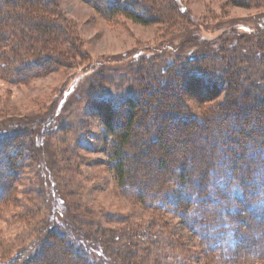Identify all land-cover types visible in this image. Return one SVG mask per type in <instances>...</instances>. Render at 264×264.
I'll use <instances>...</instances> for the list:
<instances>
[{
	"label": "rangeland",
	"instance_id": "obj_1",
	"mask_svg": "<svg viewBox=\"0 0 264 264\" xmlns=\"http://www.w3.org/2000/svg\"><path fill=\"white\" fill-rule=\"evenodd\" d=\"M47 1L60 13L59 20L70 31L72 42L79 44L78 55L25 85L0 78V133L21 134L24 151L33 152L24 162L20 178L12 182L10 197L0 203V263L14 261L19 254L36 253L55 229L91 264H215L218 258L209 254L198 234L174 214V205L146 209L134 188L117 182L109 157L112 139L91 104L94 99L114 97L115 103L122 97L140 95L145 79L142 67L164 75L175 59L218 51L250 33L257 34L264 24L263 0H252L249 7H234L228 0H174L192 23L173 29L123 16L110 20L83 0ZM233 34L236 38L230 40ZM167 92L162 88L156 99ZM198 96L201 94L184 99V105L189 115L199 120L210 119L224 99L199 103ZM143 103L149 128L157 114V102ZM118 110L125 124V107ZM162 116L167 125L162 142L173 152L171 162L192 158L198 166L189 172H200L211 158L207 150L220 145V131L211 127V138L193 131L189 134L190 127ZM135 130L146 135L139 125ZM153 148L158 151L161 146ZM4 154H0V180L6 181L14 167L7 166ZM200 155L203 163L198 161ZM179 171L177 176L184 172ZM158 172L162 173L154 165H138L141 178ZM218 183L216 188L222 186ZM257 226L259 229L250 232L256 245L264 235L262 223ZM239 236H243L241 231L235 239ZM252 240L243 241V245ZM133 256L135 259H130Z\"/></svg>",
	"mask_w": 264,
	"mask_h": 264
},
{
	"label": "trees",
	"instance_id": "obj_2",
	"mask_svg": "<svg viewBox=\"0 0 264 264\" xmlns=\"http://www.w3.org/2000/svg\"><path fill=\"white\" fill-rule=\"evenodd\" d=\"M83 1L110 20L123 16L144 25L161 24L167 29L192 23L188 22L191 19L186 17L187 12L174 0ZM251 1L226 2L234 7H249ZM52 6L47 0H0L1 79L25 85L28 80L40 78L52 72L56 65H63L62 61L78 55L79 44L72 42L70 31L60 22L61 15ZM258 30L257 34L250 33L230 47L223 46L194 58L175 59L169 62L164 75L158 69L159 75L151 70L143 71L145 67L139 68L145 77L140 95L122 97L115 103L114 97L94 99L91 104L112 139L109 157L117 182L121 187L134 188L139 203L146 209L160 210L174 205V214L180 215L198 234L207 252L218 258L215 264H264V235L262 243L257 245L250 237L251 231L259 229L257 223H262L264 231V24ZM235 38L233 34L230 40ZM162 88L168 92L156 99ZM200 94L199 103L224 98L210 119L199 120L189 115L184 105V99H194ZM143 100L157 102L154 107L157 114H153L149 128L145 123L148 111L142 106ZM123 106L127 114L125 124L118 117L121 112L118 109ZM165 114L172 122L190 127L189 134L193 131L211 138V127L216 126L220 131L217 134L220 145L211 152L207 150L211 158L200 172H189L198 166L192 158L171 162L173 152L162 142L167 126L162 116ZM137 125L145 130V136L136 133ZM21 140V134L0 133V154L5 153L7 166L14 167L6 181L0 180V203L10 197L12 182L20 178L24 162L33 153L24 151L25 143ZM34 144L31 141V146ZM157 144L161 148L154 151ZM146 156L150 158L143 162ZM201 158L200 155L198 161L203 163ZM140 163L154 165L162 173L144 174L141 178L138 176ZM179 170L184 172L177 176ZM218 182L222 186L216 188ZM169 185H176L178 189ZM240 231L243 236L235 239ZM246 240L252 241L243 245ZM6 264L91 263L63 233L54 229L36 253L19 254Z\"/></svg>",
	"mask_w": 264,
	"mask_h": 264
}]
</instances>
